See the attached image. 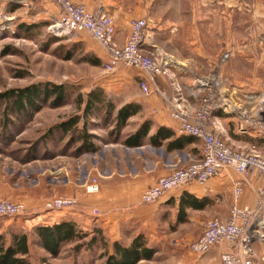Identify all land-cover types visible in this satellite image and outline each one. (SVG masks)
<instances>
[{
    "label": "crops",
    "instance_id": "0c3cea01",
    "mask_svg": "<svg viewBox=\"0 0 264 264\" xmlns=\"http://www.w3.org/2000/svg\"><path fill=\"white\" fill-rule=\"evenodd\" d=\"M20 1L0 0V8H5L13 16L18 10L26 13L33 10L38 17L55 20L60 17V9L51 1L29 6L22 5ZM71 1L84 5L93 13L112 16L117 29L115 42L119 47L127 43L130 21L133 18L145 19L148 25L143 49L162 61L169 69V74L156 79L149 95H145L141 89L144 74L136 68L119 67L105 80L97 81L91 91H104L115 107V117L127 105L138 109L137 114L121 127L120 142L87 153L84 158L74 159L73 164H59L47 169V176L45 169L42 173H38L40 169L37 168L27 174L25 172L19 181L29 178V184V180L25 184H5V188L0 189V200L23 202L27 210L23 217L0 225V233L28 234L30 231L34 234L38 227L73 221L80 230L84 229L83 225L94 224L102 233H118L119 239L116 238L113 243L122 242L124 235L121 238L119 236L124 233L132 232L133 238L142 235L148 242L147 246L152 248L147 234L158 235L159 231L166 234L170 231V241L166 245L169 255L165 264H221L222 254L228 248L226 245L214 247L204 255L194 254L189 245L201 236L208 220H229L238 182L242 189L239 205L255 206L259 190L264 188L263 174L254 171L244 177L233 169H227L204 185L191 183L174 189L156 203L144 204L142 196L160 178L203 156L202 142L194 137L179 135L178 122L170 114L172 105L181 104L194 115L202 99L209 94L207 83L198 82L195 76L206 77L217 70L221 76L231 75L234 78L236 64L255 67L256 74H260L264 72V53H205L203 46L195 49L198 53H191V44L190 48L186 47L189 52L186 53L182 46L176 44L178 22L171 16H165L161 0H135L133 3L124 0ZM34 6L37 7L35 10ZM77 34L80 37L73 41L74 45L77 49L85 48L86 53L93 54L92 60L100 63L94 66L101 67L107 62L108 54L98 42L87 33ZM224 55H227L226 60ZM218 85L219 88L214 86L212 91L223 103V108L214 113L220 136L237 151L245 152L256 147L257 152L264 156L263 127L260 125L264 108L261 113L252 114L250 108L248 110L239 102L238 92L247 91L250 84L233 81ZM247 102L251 106L263 105L264 98L257 101L249 97ZM128 128L127 135L123 136ZM131 143L137 145H128ZM92 177L98 178L99 190L87 194L85 185ZM52 191L76 199L77 205L60 211H47L45 203L52 198V194H49ZM93 209H97L99 214L93 215ZM159 244L152 245L156 247ZM256 259L255 251V263Z\"/></svg>",
    "mask_w": 264,
    "mask_h": 264
},
{
    "label": "rangeland",
    "instance_id": "374dc122",
    "mask_svg": "<svg viewBox=\"0 0 264 264\" xmlns=\"http://www.w3.org/2000/svg\"><path fill=\"white\" fill-rule=\"evenodd\" d=\"M124 1L133 3L135 0ZM36 8L34 6L33 9ZM161 8L165 9L166 17L171 16L178 22L176 44L182 46L186 53H189L190 44L193 47L191 53H198L195 49L201 46L205 53H264V0H161ZM139 19L142 18H133L131 21ZM54 23L55 19L38 17L33 10L29 13L18 10L13 16L8 14L5 8H0V93L46 83L65 85L75 90L67 102L61 103L59 107L50 103H37L36 106L29 107L23 115L13 114L0 101V189H4L5 184H25L26 180H29V184V178L20 181L19 179L32 169H40L38 173L45 169L47 176V169L59 164H73L74 159L87 155L78 154L81 147L79 142H73L69 136L62 138L59 132L52 131L62 121L82 113L78 109L76 93L82 94L86 99L97 81L105 80L116 72L106 70V62L101 67L94 66L93 54L86 53L84 47L81 50L74 45L73 41L80 35L74 33L57 36L51 30ZM226 57L227 55H224V60ZM234 69V78L231 75L221 76L217 70L206 77H195L198 82L207 83L210 90L214 86L219 88V83L229 84L235 81L250 84L247 91L238 92L241 99L239 102L248 110L250 108L252 114L261 113L264 104L251 106L247 100L249 97L257 101L264 98V72L260 70L258 73H261L256 74L255 67L249 68L242 64H236ZM238 77L240 79H237ZM87 125L88 133L94 137L92 142L98 150L120 142L121 127L114 115L108 117L103 113L97 120H88ZM127 131L129 128L123 136L127 135ZM245 152H251V149ZM93 180H96L98 185L97 177H92L89 183ZM49 194H52L49 200L57 196L65 197L60 195L59 191ZM91 213L98 215L99 211L93 209ZM10 220L12 219L7 217L0 218V225ZM83 226L81 231L89 233V237L82 242L61 245L55 255L42 249L37 244L36 236L28 231V263L105 264L104 245L100 235L95 234L96 226ZM160 232L158 235L147 234L152 248L147 247L153 249L155 254L151 260L141 261V264H165L169 255L166 245L170 241V231L166 234ZM105 233L103 232V236L111 247L118 233ZM10 234L7 237L10 238ZM94 237L96 242L88 246L86 243ZM119 237H122L121 243L127 246L134 239V234L124 233ZM159 242V246H153ZM146 244L148 245V242ZM253 249L257 254L256 264H264V243H255Z\"/></svg>",
    "mask_w": 264,
    "mask_h": 264
},
{
    "label": "built area",
    "instance_id": "2783aa9c",
    "mask_svg": "<svg viewBox=\"0 0 264 264\" xmlns=\"http://www.w3.org/2000/svg\"><path fill=\"white\" fill-rule=\"evenodd\" d=\"M44 1H51L60 9L59 19L51 26L54 34L60 37L74 33L89 34L108 54L106 70L114 72L119 67L136 68L144 74L141 89L145 95L152 92L151 85L156 83L159 76L169 74V69L162 61L143 49L147 29L145 19L131 21L127 43L119 47L115 42L116 24L107 14L93 13L84 5L74 4L71 0H21L20 2L24 6H29ZM212 89L202 99L194 115H191L181 104L170 107L172 118L178 122V134L199 139L203 144V156L190 165L177 168L169 175L160 178L155 185L144 192L142 196L144 204L156 203L168 192L191 183L204 185L227 169H233L244 177H248L254 171L264 175V156L257 152L256 147H252L251 152H240L223 141L214 120V113L223 108V103ZM154 90L158 91L157 88ZM260 125L263 127L264 139V118ZM240 185L241 183L238 182L229 220H208L204 224L201 236L189 245L190 251L194 254L204 255L214 247L226 245L228 248L222 254L221 264H256L253 245L264 243V188L259 190L255 206H241L238 202L242 194ZM85 188L89 194L99 190L96 180ZM77 203L74 198L57 196L47 201L45 209L60 211L74 207ZM25 213L24 204L0 200V218L14 219Z\"/></svg>",
    "mask_w": 264,
    "mask_h": 264
},
{
    "label": "trees",
    "instance_id": "16d2710c",
    "mask_svg": "<svg viewBox=\"0 0 264 264\" xmlns=\"http://www.w3.org/2000/svg\"><path fill=\"white\" fill-rule=\"evenodd\" d=\"M92 62L94 65L100 64L99 61L92 60ZM74 93L75 90L71 87L46 83L0 93V101L13 114L23 115L29 107L32 108L37 103H50L55 107H59L61 103L67 102L68 98ZM76 94L78 109L82 113L62 121L54 130L52 129V132L57 131L62 138L69 136L73 142H79L81 147L78 154L83 155L98 150V147L92 142L94 137L88 133V120H97L103 113L108 117H112L115 107L101 89L92 90L88 93L86 99L82 94ZM102 110L103 112H101ZM137 112V107L133 105L121 108L115 117L119 127H124L126 121L135 116ZM128 145L134 146L137 144L131 143ZM198 207L194 206V208ZM95 234L100 235L99 238L104 245L105 264H139L141 261L151 260L154 257L155 251L147 247L145 238L142 235L134 238L129 246L121 242H114L109 247L101 230L96 229ZM34 235L37 238V244L42 249L55 255L61 245L82 242L90 234L81 231L73 221H63L52 226L38 227L35 229ZM96 240V237H94L86 244L91 246ZM29 255V234L15 232L10 234L9 238L7 235L0 233V264H29L27 259Z\"/></svg>",
    "mask_w": 264,
    "mask_h": 264
}]
</instances>
